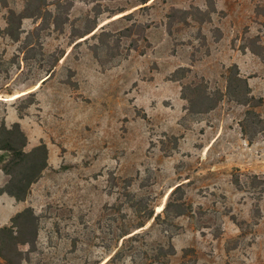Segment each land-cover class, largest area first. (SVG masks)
<instances>
[{
    "label": "rangeland",
    "instance_id": "374dc122",
    "mask_svg": "<svg viewBox=\"0 0 264 264\" xmlns=\"http://www.w3.org/2000/svg\"><path fill=\"white\" fill-rule=\"evenodd\" d=\"M74 1L60 0L59 22L68 21L59 27L37 33V19L22 20L19 40L4 29L9 10L23 12L27 2L0 1V125L19 122L27 151L41 141L49 149V166L21 204L40 217L24 264H264V194L233 182L264 175V131L249 143L240 128L246 106L225 96L213 110L193 112L183 89L225 91L237 64L264 98V58L250 49L253 39L264 47V0H213L203 23L202 14L185 21L172 9L205 11L210 0ZM103 20L109 47L96 54L102 28L80 35ZM138 23L151 24L145 39ZM30 34L33 46H25ZM180 67L191 70L176 79ZM257 111L264 118V104ZM179 184L186 214L147 220ZM169 241L176 254L163 256Z\"/></svg>",
    "mask_w": 264,
    "mask_h": 264
},
{
    "label": "trees",
    "instance_id": "16d2710c",
    "mask_svg": "<svg viewBox=\"0 0 264 264\" xmlns=\"http://www.w3.org/2000/svg\"><path fill=\"white\" fill-rule=\"evenodd\" d=\"M7 5V0H0ZM97 1V0H93ZM149 0H143L142 3L146 4ZM27 6L23 12H16L13 9L9 10V22L6 27V33L13 39L19 40L22 32V19L25 17H33L35 19L41 18L35 30L39 33L40 29L49 27L51 19L56 27H59V23L64 24L68 19L60 21L61 5L60 0L55 2V13L48 9V0H26ZM211 7L203 11L199 7L192 6V9H179L173 8L174 14H180L182 20L187 21L189 16L203 15L202 18H198L200 23L210 21V13L215 12L216 7L213 4V0H210ZM72 3L66 8L67 11L71 9ZM263 9L259 6L256 8V13H260ZM124 12V10H121ZM264 12V11H263ZM174 14H170L169 17H174ZM132 13L124 15V17L130 18ZM97 26V23L92 27L82 32L80 37L92 33ZM151 26L150 23H138V31L141 38H146V30ZM102 44H95L92 46L93 51L97 54L103 47H109L108 37L111 33L105 31L104 26L101 27ZM169 34H171L170 24L167 27ZM133 28L128 27L127 31H131ZM218 30V38L222 37V31ZM1 32V29H0ZM97 32H94L91 36L95 37ZM31 34L26 37L27 44H32L30 40ZM250 49L264 58V47L256 43V39L252 40ZM245 49V47H244ZM191 69L189 67H180L175 72L173 77L181 79ZM53 70L49 71L47 79H50L53 75ZM45 80V81H46ZM44 81V82H45ZM184 90L191 91V96L187 97L190 102V110L196 112L197 107L200 112H209L217 107L219 102L227 96L230 100L237 102L238 104L247 107L242 120L240 121V128L243 136L253 143L259 133L264 131V118L257 111V107L264 104V98L262 96H255L252 93L251 86L248 79L241 75L240 69L237 64H232L229 67L227 74V86L225 91L216 89L213 93H209L205 86L201 85H185ZM198 109V108H197ZM28 144V136L22 129L19 122H14L10 127H7L5 123L0 125V150L5 154L0 156V169L9 176L8 182L0 187V194L7 193L13 196L17 201H25L31 191L32 185L37 182L44 170L49 166V149L45 142L41 141L40 144L34 146L31 150L27 151L25 147ZM233 182L239 189H256L259 194H264V175L250 174L248 179L243 183L240 175L233 177ZM181 191L179 201H173L172 197L177 192ZM184 191L182 184L177 185L169 194V200L165 204L163 210L159 213H155L154 209H151L147 213V220L153 219V222L157 224L163 223L166 218L177 217L186 214V207L183 201ZM256 216H260L259 206L255 207ZM145 223H141L137 228L143 227ZM40 217L36 214L33 207L28 206L21 211L17 212L10 219V224L0 226V261H4L6 264H24L29 258L31 252L36 249L37 238L39 233ZM131 231L125 230L122 236L130 234ZM125 240V239H124ZM28 247V249H25ZM159 251L163 256H169L176 254V248L171 241L168 246H160ZM188 249H185L187 252ZM119 251L115 253L110 260L119 255Z\"/></svg>",
    "mask_w": 264,
    "mask_h": 264
},
{
    "label": "crops",
    "instance_id": "0c3cea01",
    "mask_svg": "<svg viewBox=\"0 0 264 264\" xmlns=\"http://www.w3.org/2000/svg\"><path fill=\"white\" fill-rule=\"evenodd\" d=\"M150 1V0H149ZM49 2V0H48ZM88 2H90L88 0ZM92 2H96V1H92ZM74 3H83V4H86L87 1L86 0H76L74 1ZM74 5V4H73ZM139 5L135 6V7H138ZM8 8V6H7ZM73 8V6L71 7V9ZM48 9L50 11H52L53 13H55V8L52 9L50 7V5H48ZM70 15V14H69ZM121 15H123V13H119V14H116L113 19L115 18H118L120 17ZM27 18H31V19H34L33 17H25L23 18L22 20L25 21ZM42 19L39 18L37 19V21L35 22L36 26L41 23ZM108 20H103L102 22H98L97 23V26L95 28V30L88 34L89 36L92 35L94 32H97V30L104 26L103 24L107 23ZM50 23H53V21H51ZM221 26H223L221 24ZM224 32H226V29L223 27L222 28ZM86 35V36H88ZM29 46H33V44L29 45ZM44 78V77H43ZM13 123V117H12V120L11 122H8L7 124L8 125H11ZM1 151V150H0ZM3 152V151H2ZM8 175L5 174L1 169H0V187H3L7 182H8ZM21 204H23V201H17L13 196L7 194V193H2L0 194V226L2 225H5L7 224L8 221H10L11 217L13 215H15L17 212L21 211L22 209H24L25 207H22Z\"/></svg>",
    "mask_w": 264,
    "mask_h": 264
}]
</instances>
